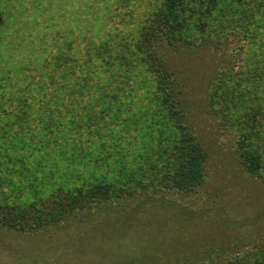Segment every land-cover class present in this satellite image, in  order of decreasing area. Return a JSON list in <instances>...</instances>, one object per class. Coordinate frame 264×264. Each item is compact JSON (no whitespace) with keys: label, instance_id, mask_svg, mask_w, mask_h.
<instances>
[{"label":"rangeland","instance_id":"1","mask_svg":"<svg viewBox=\"0 0 264 264\" xmlns=\"http://www.w3.org/2000/svg\"><path fill=\"white\" fill-rule=\"evenodd\" d=\"M167 1L0 0V264L264 263V0Z\"/></svg>","mask_w":264,"mask_h":264},{"label":"trees","instance_id":"2","mask_svg":"<svg viewBox=\"0 0 264 264\" xmlns=\"http://www.w3.org/2000/svg\"><path fill=\"white\" fill-rule=\"evenodd\" d=\"M186 0H168L167 1V13L169 15V20L172 22H174V26H172V30H170L173 34H181L183 32L182 29V19L180 18V16L178 15V11L179 9L183 6V4L185 3ZM2 15L0 14V29L1 27L4 25L3 24V20H2ZM167 33H169L167 31ZM170 34V33H169ZM156 40V37H153V41ZM14 75H18V74H14ZM53 75L54 74H50L48 79H49V84H42L45 88H48V86H50V89L52 91V95H57L60 94L61 92L64 93H75V91L79 90L80 88L82 89H87L85 84L87 82V75L86 74H82L81 76H77L76 81H78V83L74 84V80L70 83L64 82L61 85H59V83L54 82L53 81ZM62 77V76H60ZM13 78V77H12ZM10 76L5 77L4 81L1 79L0 80V88H2V86H5L8 84L9 85H14L15 82H12ZM3 82V83H2ZM7 88H10L8 87ZM79 88V89H76ZM76 89V90H75ZM6 91L4 99H3V104H7V102H9L8 100H12L14 99V101H18V102H25V98L22 97H17L15 95V98H12V94L8 93L7 89H4ZM1 99V98H0ZM34 99V98H32ZM19 110H24L19 109ZM6 110H2L1 111V115L5 116V115H10L12 112L11 110L9 112H5ZM25 111H23L24 113ZM44 117V114L42 111L38 112L36 114L35 117H31L30 122H32L35 119H40L42 120ZM13 118H15V116H13ZM16 119H18V121H22L24 120L22 117H16ZM190 146H186L185 152L187 150V154L184 152L183 154H181L182 156L180 157V162L177 163L178 169H176L174 172V175H172V181H176V183L178 185H180L182 183V185L186 182L190 185V181L192 182H199L202 177H203V173L200 167V162H199V158L201 157V150L198 149L197 145L190 140ZM184 179V180H183ZM88 184V183H87ZM86 184V185H87ZM186 185H184L183 187H187ZM81 195H85L83 196V198L81 200L86 201L87 199H89V197L91 196L92 192L90 190V183L85 186L83 188V191L79 192ZM88 196V197H87ZM73 201H75V199H71L70 202L72 203ZM77 202V201H76ZM80 203V202H79ZM260 264V263H259ZM264 264V263H262Z\"/></svg>","mask_w":264,"mask_h":264}]
</instances>
